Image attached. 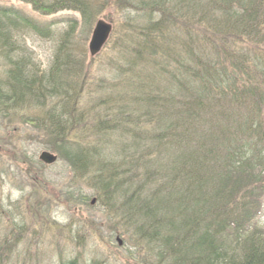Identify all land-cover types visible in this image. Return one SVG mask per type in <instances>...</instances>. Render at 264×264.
I'll use <instances>...</instances> for the list:
<instances>
[{
  "label": "trees",
  "instance_id": "16d2710c",
  "mask_svg": "<svg viewBox=\"0 0 264 264\" xmlns=\"http://www.w3.org/2000/svg\"><path fill=\"white\" fill-rule=\"evenodd\" d=\"M46 1L27 0L48 11L72 5L81 14L71 0H57L58 8L50 9ZM106 4L120 14L110 50L128 66L126 99L116 108L106 106L102 116L93 114L94 127L100 134L108 132L112 143L79 147L73 178L84 181L97 202L122 210L121 226L125 232L133 230L141 246L136 250L145 248L154 259L150 264H264V232L255 231L240 242H234L240 236L231 240L226 235V229L238 235L240 225L248 226L262 200L253 185L264 181L259 176L264 172V55H259L264 53V0ZM6 12L43 33L44 26L30 17ZM68 21L59 54L55 52L44 77L39 66L26 64L17 52L19 65L12 62L2 72L9 77L6 81L21 83L22 89L7 91L0 83V94L7 95L2 98L5 110L25 102L22 90L37 99V106L53 99L47 114L33 121L46 127L55 141L64 140L82 117L78 103L84 74L68 60L77 46L72 41L77 23ZM14 49L21 51V46ZM239 106L245 114L239 115ZM106 145L129 156L104 161ZM21 228L25 230L23 224ZM21 236L0 225V264L10 261Z\"/></svg>",
  "mask_w": 264,
  "mask_h": 264
},
{
  "label": "rangeland",
  "instance_id": "374dc122",
  "mask_svg": "<svg viewBox=\"0 0 264 264\" xmlns=\"http://www.w3.org/2000/svg\"><path fill=\"white\" fill-rule=\"evenodd\" d=\"M71 1V4L76 2L75 4L81 8V18L75 28L77 38L73 37L72 39L77 46L72 49L71 58L68 59L72 67L75 65L81 68L84 74V91L80 94L78 103V112L82 115L80 124L72 127L73 129L65 134L64 140L55 141V136L49 133L46 127H41L33 121L37 116L47 114L46 108L53 99L47 97L44 99L43 107L37 106V99H32L31 95H25L26 90H22L25 102L21 105L17 102V106L13 105L10 109L5 110L3 104L7 103H4L2 98L7 99V95L0 94V152L4 151L1 152L3 154L0 153V199H3L4 203L9 201L12 206L14 205L15 209L10 208V211L14 216H20L14 223H18V225L15 227L14 224L11 225V228H14V234L18 232L25 234L22 246L18 247L16 261H12L11 264H17L18 260V264H21L23 259L33 264L35 248L29 250L24 247L30 243L35 244V242H39L36 247L39 249L36 257H42V260H38L42 264L53 262L57 255V247L62 249V257L65 259L73 258L76 255L79 257L83 252L79 259L86 260L80 264L90 263L92 257L97 258L95 264H100V258L105 256L112 259L111 264H114L112 261L119 264H150L154 259L147 257L145 248L141 253L137 252L136 247L140 248L141 246L139 243H135L136 238L133 230L125 232L121 226L123 224L119 215L122 210H116V207L109 209L106 205L108 202H105L106 204L97 202L93 191L86 183L73 178L77 171L75 167H77L79 147H91L110 140L111 135H108V132L100 134V131L94 127L96 118L93 121V114L102 116L109 104L112 109L116 108V105L125 104L122 102L126 99L123 95L124 81L129 74L128 71H125V68L128 67L125 63L126 60L110 50L116 31L98 54L90 56L87 51V42L96 17L106 13L110 15L109 18L115 25L120 15L117 7L112 4L111 6L107 5L106 0ZM9 3L16 4L17 7H20L19 9L41 21L53 19L61 12V7L59 10L54 8L52 11H48L37 8L27 0H23V2L0 0V4ZM45 6L47 9H50L51 6L58 8L57 0H47ZM108 6L109 8H107ZM66 7L69 11L75 10L72 5ZM58 26L63 28L58 30ZM64 27L65 24L52 26L51 36H49V33L35 32L15 20L7 18L6 15L0 14V83L8 86L12 82L11 79L5 80L8 77L5 72H2L5 67L11 69L12 62L19 65V56L14 55V42L10 40L12 36L24 43V49L27 48L26 54L31 53V59L37 65L40 64L41 69L45 71L53 64L55 52L58 53L59 39L62 37L60 34L67 30ZM6 30L11 32L9 38L3 33ZM6 39L7 42H5ZM198 49H203V46H198ZM24 54L22 53V55ZM22 60L24 61L23 58ZM140 81L143 82L142 78ZM36 83L37 86L40 84V82ZM21 85V83L19 85L15 83L10 89L5 88V90H16L18 93V89H22L19 88ZM35 85H32L34 92L36 91ZM103 99L107 100L108 104L98 106L97 101ZM126 111L129 110L126 109ZM211 115L212 113L209 112L206 117ZM121 136L124 137L126 134H121ZM119 142H122L120 138ZM110 143H112L111 140ZM43 150L49 151L50 156L55 160L45 162L44 160L40 161L38 157V161L37 156ZM128 156L125 150L119 149V147L114 148L113 145H106L103 160L108 161L112 157L119 161L123 158L125 160ZM142 168L145 169L144 166ZM38 175H41L38 180L31 178ZM143 175L137 176L136 181H140ZM241 185L243 184L241 183ZM154 186L153 184L151 187ZM255 194L260 195V191H255ZM116 206L121 207L119 202L116 203ZM252 208L255 209L254 206ZM252 214L255 216L252 215L250 218L249 226L240 225L238 227V235L234 234L233 228L226 229V235L231 240L234 235L235 237L240 236L234 240V242H240V239L244 240L245 236L255 231L264 232V206L262 205L260 215L257 211ZM10 216L12 215L3 214V217L0 218V225L12 222ZM39 217L47 223L45 226ZM67 222L72 226L71 232L69 233L68 229L65 234V231H62V226ZM118 223L120 227L116 225ZM21 224L25 226L24 231ZM49 225L51 232L47 229ZM41 228H43V232L37 239L36 232ZM43 233L47 235L45 236ZM67 243L69 244L66 245ZM50 244L53 247L47 246Z\"/></svg>",
  "mask_w": 264,
  "mask_h": 264
},
{
  "label": "water",
  "instance_id": "95a60500",
  "mask_svg": "<svg viewBox=\"0 0 264 264\" xmlns=\"http://www.w3.org/2000/svg\"><path fill=\"white\" fill-rule=\"evenodd\" d=\"M108 31H109V25L105 24L101 20H99L96 23L93 29L91 41L89 42V48L91 53H94L96 52V50L99 49L100 45L105 40ZM40 158L45 162H51L54 159V157H51L48 152L41 153Z\"/></svg>",
  "mask_w": 264,
  "mask_h": 264
}]
</instances>
